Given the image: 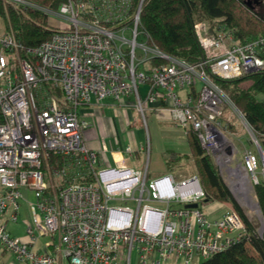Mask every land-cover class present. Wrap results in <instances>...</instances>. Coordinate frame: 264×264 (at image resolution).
Returning a JSON list of instances; mask_svg holds the SVG:
<instances>
[{
	"label": "built area",
	"instance_id": "built-area-1",
	"mask_svg": "<svg viewBox=\"0 0 264 264\" xmlns=\"http://www.w3.org/2000/svg\"><path fill=\"white\" fill-rule=\"evenodd\" d=\"M0 1L5 10L44 14L52 31L25 52L8 15L0 32V253L23 264H132L133 256L136 264H191L244 237L234 210L207 217L195 175L168 171L149 179L148 120L152 111H165L187 146L186 129L194 130L236 187L247 174L257 183L262 153L246 148L231 166L225 132L232 116L239 115L258 149L257 140L213 78L264 70L263 38L239 43L229 28L209 33L196 22L202 57L189 63L148 42L140 29L144 0H63L56 7ZM106 98L136 111L143 145L109 150L101 139L97 150L86 146L89 125L80 110ZM137 153L143 156L139 168L130 163ZM51 157L58 158L55 165ZM28 191L33 226L22 239L11 235L7 222L18 221ZM43 236L50 241L41 244Z\"/></svg>",
	"mask_w": 264,
	"mask_h": 264
},
{
	"label": "trees",
	"instance_id": "trees-1",
	"mask_svg": "<svg viewBox=\"0 0 264 264\" xmlns=\"http://www.w3.org/2000/svg\"><path fill=\"white\" fill-rule=\"evenodd\" d=\"M35 1L56 7L63 0ZM7 15L23 52L37 46L51 35L46 16L38 11H21L10 7L5 10L0 1V19L5 21ZM196 22L203 23L209 33H215L220 26L229 28L239 43L258 38L264 40V0H258L255 6L247 5L244 0L143 1L140 29L148 38V42L162 52L189 63L200 61L202 57L194 30ZM213 80L243 115L264 150V70L233 79L214 77ZM245 81L249 83L243 85ZM55 92L60 95V91ZM226 114L227 112L223 114L222 119ZM228 126L231 127L232 124ZM186 139L189 152L166 153L165 162L168 169L181 175L182 173L189 174L188 176L195 175L205 194L203 202L229 203L232 210L239 214L245 227V235L238 242L191 264H264V180L253 184L263 225V229L257 231L236 202L212 156L201 147L190 126L186 129ZM55 158H50L52 165L58 160Z\"/></svg>",
	"mask_w": 264,
	"mask_h": 264
},
{
	"label": "rangeland",
	"instance_id": "rangeland-1",
	"mask_svg": "<svg viewBox=\"0 0 264 264\" xmlns=\"http://www.w3.org/2000/svg\"><path fill=\"white\" fill-rule=\"evenodd\" d=\"M250 4L252 6H255L253 0H250ZM5 21L3 19H0V32L4 31L3 25H4ZM50 21L52 22V25H55V22L53 20H50ZM248 83H249L248 81H245L243 83V85H247ZM184 92H185L184 90L179 91V95L181 97H184ZM225 112L228 113V111H225ZM226 117H227V114H226V116L224 115L223 121L224 120L226 121ZM148 122H149V120H148ZM229 124H232V126L231 127L228 126V132H225V137L227 139V142L231 143L230 146H231V149L234 153V155L232 157L231 166H234L235 164H238L242 160L243 151H244L242 145L249 146V149L251 148L255 152H259V150L250 141L248 131H247L246 127L243 125V123L241 122V119H239L238 114L232 116L231 122ZM151 126L149 124L150 132H151ZM143 131H144V129H143ZM132 136L134 139V143L137 146V137H136L135 130H132ZM158 137H159V139H164V140L169 139L167 144H169V146H171V147L165 148V149H167L168 152H178L179 151L178 153H183V152L189 151L188 146L186 144V141L181 137L180 132L174 130L172 127L170 129H166L165 126H163L162 124H159L158 125ZM235 137H238V138L240 137L242 142H238L237 138H235ZM247 139H249V141ZM239 143H241V144H239ZM167 144L163 143V146L166 147ZM225 145H226V141H225ZM159 148H161V147H159ZM259 154H260V152H259ZM212 159H213V157H212ZM213 161H214V159H213ZM153 163L154 162L152 161L151 164H149L150 165V170H149V174H148L149 179L156 178V177L162 175L163 173L170 171V169L165 168L162 159H160L158 161L157 169H155L156 165ZM214 163H215V161H214ZM215 165H217L219 172L222 175V178L224 179L225 183L229 187V189H230L233 197L235 198L236 202L242 208L243 212L246 214L248 219L257 228V231H261L262 230V218H261V214H260V210L258 207L256 197H255V194L253 191L254 182H253L252 175L247 174V176H245L244 181L241 183H238L239 186L236 187L233 183L231 176L229 174H227L226 171H224L225 166H222L221 168H219L220 167L219 164L215 163ZM227 165H228V163L226 164V166ZM225 169H227V167H225ZM182 175L188 176L189 174H186V173L183 174L182 173ZM256 175L259 178V180H261V179L264 180V163H263L262 155H261V157L259 155V165H258V169L256 170ZM33 202H34V196L30 191H28L26 199L20 201L18 221L16 223L9 222V224L7 226L8 230L13 235H15L19 238H23L25 236V229L27 228V226H33V223L31 221V214H30V206ZM221 204H222V208L217 210L216 212L211 211V205H212L211 203L202 202V204L200 206L202 207L204 212L207 214V217L209 219H218L221 217L222 213L225 210H232V207L229 203L225 202V203H221ZM48 241H50V237L43 236L40 238L39 242L41 244H45ZM0 260H1L2 264H23V263L17 262L14 259V256H12L10 254H5L3 256H0ZM63 264H66V263L64 262ZM132 264H136L135 256H133Z\"/></svg>",
	"mask_w": 264,
	"mask_h": 264
},
{
	"label": "crops",
	"instance_id": "crops-1",
	"mask_svg": "<svg viewBox=\"0 0 264 264\" xmlns=\"http://www.w3.org/2000/svg\"><path fill=\"white\" fill-rule=\"evenodd\" d=\"M80 118L86 121L89 125L85 130L84 142L90 149H99L101 139L104 140L109 150L116 148L123 149L125 146L138 148L145 143V132L143 131V128H141L140 123L137 121L138 117L136 111L130 106L125 107L115 103L112 98H106L101 103L92 102L91 105L81 108ZM149 124L150 126L152 125L150 132L152 145L149 164H151L153 161V164L156 165L155 169H157V163L160 159H162L164 166L167 169L168 167L165 162V155L168 153V151L165 148L171 146L167 144L169 139H159L158 125L162 124L166 127V129H170L173 125L169 122L165 111H152V113L149 115ZM132 130H135L136 132L137 146L134 143ZM235 138H237L238 142H242L240 137ZM247 140L249 141V139ZM163 143H166L167 146L164 147ZM242 146L243 149L249 148V146ZM130 163L132 166L137 168L141 167L143 164L142 154H135ZM211 204L212 212H216L222 208L221 203L213 202ZM8 224L9 222H7V226ZM11 235L15 236L12 233ZM24 238L25 236L22 239ZM3 255L5 254L0 253V256ZM64 262L66 263L64 259H59L58 264H63Z\"/></svg>",
	"mask_w": 264,
	"mask_h": 264
},
{
	"label": "water",
	"instance_id": "water-1",
	"mask_svg": "<svg viewBox=\"0 0 264 264\" xmlns=\"http://www.w3.org/2000/svg\"><path fill=\"white\" fill-rule=\"evenodd\" d=\"M244 2H245L247 5H250V0H244ZM253 2H254L255 4H257V3H258V0H253ZM257 146H258V150H259V152H260V153H264V150L261 148V146L259 145L258 141H257ZM196 206H197V204H191V205H189V207H196ZM262 229H263V225H262Z\"/></svg>",
	"mask_w": 264,
	"mask_h": 264
},
{
	"label": "bare ground",
	"instance_id": "bare-ground-1",
	"mask_svg": "<svg viewBox=\"0 0 264 264\" xmlns=\"http://www.w3.org/2000/svg\"><path fill=\"white\" fill-rule=\"evenodd\" d=\"M262 159H263V163H264V153H262ZM246 194V193H245ZM244 194V195H245ZM243 195V194H242ZM247 198V197H246ZM246 201V200H245Z\"/></svg>",
	"mask_w": 264,
	"mask_h": 264
}]
</instances>
